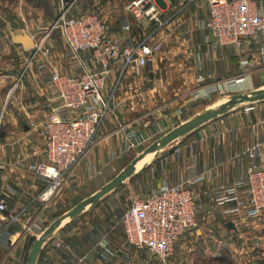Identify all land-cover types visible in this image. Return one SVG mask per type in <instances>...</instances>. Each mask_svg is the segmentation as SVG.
Masks as SVG:
<instances>
[{
  "label": "crops",
  "instance_id": "0c3cea01",
  "mask_svg": "<svg viewBox=\"0 0 264 264\" xmlns=\"http://www.w3.org/2000/svg\"><path fill=\"white\" fill-rule=\"evenodd\" d=\"M158 1L164 9L166 24L151 39L161 41L163 50L153 63L140 68L137 73H128L133 77L130 84L132 93H116L101 123L98 143L44 211L36 198L46 186L47 179L35 178L29 166L46 159L44 126L50 108L49 88L53 69L62 73L70 71L63 57L64 42L62 39V54L52 50L47 59L39 55L22 69L19 65L25 63L17 67V64L7 61L6 54L10 49L0 46L3 48L0 86L14 82L18 87L14 94L11 93L12 88L9 89L2 100L0 198L3 196L10 211L19 215L18 221L10 225L11 242L6 245L0 241V264H27L32 246L39 236L25 232L23 224L37 217L47 221L55 219L51 216L52 209L58 201H65L89 178L96 175L103 178L105 173L115 168V163L126 152L124 130L120 129L123 123L130 125L127 128L135 129L147 120L166 127L168 118L180 117L188 106L196 102V92L240 73L254 79L255 87L264 84L260 42L245 40L240 46L217 45L204 25L209 17V0ZM90 3L92 1L78 0L76 6L87 7ZM99 3L100 0H94L92 6ZM259 4L264 12V1H259ZM113 6L104 15L98 12L101 9L99 6L95 9L107 22L118 20L119 24L110 26L109 34L121 39L130 35L142 38L145 33L135 23L130 32L122 28L126 11L116 7L117 3ZM79 11L83 12V9ZM72 13L75 14L74 11ZM243 59H251L252 64L241 66ZM41 60L47 62V68H38L37 63ZM115 76L104 91L108 97ZM123 102L126 103L122 106ZM139 110L145 112L140 113ZM126 112H134L136 116L128 117ZM263 120L264 102L233 111L203 126L183 145L165 152L148 167L154 171L156 178L152 190L164 183L176 185L202 178L188 184L195 195L198 225L183 233L174 253L181 255L193 251L195 243L197 248H200L199 244L203 249H212L208 257L218 261L223 260L220 250L227 248L230 252L227 253L228 259L240 263L250 262L253 259L249 256L250 252L256 250L259 255L257 264H264V218L227 216L213 198L216 186L246 179L248 168L255 161L250 156V148L264 141ZM254 123L257 124L256 129L252 127ZM260 160L258 157L256 162ZM114 203V199H102L58 229L42 246L35 264H138L140 251L142 253L144 249L127 242L121 224L125 211L118 209ZM238 246H242V252H245L241 258L236 253ZM206 256H203L204 260Z\"/></svg>",
  "mask_w": 264,
  "mask_h": 264
},
{
  "label": "built area",
  "instance_id": "2783aa9c",
  "mask_svg": "<svg viewBox=\"0 0 264 264\" xmlns=\"http://www.w3.org/2000/svg\"><path fill=\"white\" fill-rule=\"evenodd\" d=\"M61 1L63 8L55 23L44 29L41 35L30 33L34 45L29 49L33 50L29 63L39 55L45 59L51 55L52 47L48 41L53 30L59 28L64 42L63 57L70 67L67 73L53 69L49 88L50 108L44 126L46 159L29 166L35 178L47 179L46 186L36 198L41 202L42 211L49 208L65 182L98 143L101 123L121 79L153 63L163 50V43L151 38L166 24L164 9L158 0H129L122 28L130 32L135 23L145 34L142 38L130 35L121 39L109 34V26L98 12L70 16L68 11L77 0ZM259 1L264 0H209V17L205 26L215 43L240 46L245 40L258 41L264 60V12ZM24 31L26 29L21 28L19 33ZM2 55L3 48L0 47V57ZM249 64H252L251 59L241 61V66ZM37 65L40 69L47 68L45 60ZM114 74L118 75L117 80L113 82L108 97L104 91ZM247 80L248 76L240 73L208 85L205 90L196 92L194 98L231 91L241 83L246 84ZM128 125L120 127L124 130L125 149L140 146L165 128L156 124L146 131L127 128ZM147 126L145 123L142 127ZM252 127L256 129L257 124ZM250 156L255 161L248 168L246 179L220 184L213 189L215 204L222 206L227 216L264 218V141L250 148ZM258 157L261 160L256 162ZM200 179L176 185L164 183L144 196L135 197L121 218L127 242L138 249H148L160 261L167 263L183 233L198 225L195 195L188 184ZM18 218V214L10 211L5 199L0 198V241L6 245L11 242L10 225ZM23 229L40 236L45 230V220L42 217L29 219L23 224Z\"/></svg>",
  "mask_w": 264,
  "mask_h": 264
},
{
  "label": "rangeland",
  "instance_id": "374dc122",
  "mask_svg": "<svg viewBox=\"0 0 264 264\" xmlns=\"http://www.w3.org/2000/svg\"><path fill=\"white\" fill-rule=\"evenodd\" d=\"M78 1V0H77ZM90 4L86 6H76V3L70 8L68 11V15L70 16H80L87 12H93L95 9H99L98 6L101 8L98 12H103L102 15L106 13V11L109 10V7H115L113 6L114 3H117L120 9H125L126 4L128 3V0H100L99 5L92 6L94 0H88V2H91ZM79 5V4H78ZM62 1L61 0H0V46H6L10 49L9 53L6 54V60L11 61L15 64H17V67L19 64H23V66L19 65V68L22 69L23 67L27 66V64L30 62L31 53L33 50H23L21 45L14 44L11 40L10 32L14 31L16 33H19V30L21 28H25L26 31H30L35 34L41 35V32L44 29L49 28L51 25L55 23L57 18L59 17L61 11H62ZM78 9V10H77ZM80 9H83V12L79 11ZM74 11L75 15L72 13ZM120 16V14H119ZM103 17V16H102ZM106 24L109 26L117 25L119 24L118 20L116 21H106ZM205 25V24H204ZM49 45H51L52 49L58 52V55L62 54L63 50V43H62V35L59 30V28H55L51 34V37L48 41ZM28 51V52H27ZM52 53V51H51ZM131 73V72H130ZM116 75L114 77V80L112 82H115L117 80ZM133 77L130 76V74H127L121 79L122 85H120V90L118 89L117 94L125 95L132 93V89L130 84ZM114 85V83H112ZM111 85V87H113ZM15 86L14 82L9 83V85L6 86H0V117L3 113V101L6 97V92H8L9 89L12 90V94L18 91V87ZM255 87L254 85V79L248 78L246 84H239L231 91L229 90H223L222 92H216L213 94L208 95L207 97H202L195 99V103L191 104V106H188L185 110V113L182 114L180 117H170L166 121V127L163 128V130L158 133L157 135H154L149 140L141 144L140 146H137L135 148L126 149L122 157V159L115 163V168L111 170L109 173H105L104 177L101 178L100 175H96L93 178H89V180L85 181L84 184L80 187H77L72 194H70L68 197H66L65 201L64 199L62 202H57L54 209H52V217L55 216V219L59 217L61 214L68 211L70 208H72L74 205H76L78 202L92 194L95 190H97L99 187H101L103 184L108 182L110 179H112L126 164H128L137 153L141 152L147 145L152 143L155 139L159 138L163 133L170 130L172 127L179 124L182 120H185L189 116L193 115L194 113L202 110L205 108L208 104L212 103L214 100H216L219 96L229 93H237V92H244L251 90ZM172 97H175L173 95ZM169 99V98H168ZM123 102L122 106L125 105ZM141 112H145V110H139ZM128 117H134L136 114L134 112H126L125 113ZM138 115V113H137ZM159 121V120H157ZM160 122V121H159ZM143 124L148 123L147 127H142L143 124L139 125L138 128L145 129L146 131L151 130L153 127L156 126V122L147 121L142 122ZM140 124V123H138ZM137 124V125H138ZM165 124V123H163ZM124 125V123L122 124ZM191 136V135H190ZM186 137L182 141H180L178 144L171 145L167 147L164 152L161 154L163 155L165 152L181 146L185 143V141L190 137ZM160 155V156H161ZM158 158V157H157ZM156 158V159H157ZM155 159V160H156ZM154 160V161H155ZM153 161V162H154ZM140 176H134L128 179V181L123 184L120 188H118L116 191L108 194L103 199L111 198L115 200V205L118 209L125 211L131 204L132 200L135 197H141L143 195H146L147 193L152 191V186L154 183V180L156 179L154 177V171L150 169L144 170V172H141L139 174ZM61 193V191L56 195V197ZM50 207V206H49ZM57 216V217H56ZM51 217V218H52ZM54 219L47 221L45 220V228L49 226V224ZM194 246H192L193 251H188L186 253H182L181 255L179 252H175L171 258L167 261V263H164L160 261L154 254H152L148 249H144V251L141 253L140 251V259L138 264H257V261L259 260V255L256 254V250L250 252L249 256H253V259L249 262H232L231 258L228 259L227 253H230L227 248L221 249L220 253H222L223 260L218 261L216 259H212L211 256L208 257L211 250H207V248L203 249L197 248V245L194 243ZM240 247V249L238 248ZM236 247L237 252L239 254V258H241L242 255H244L242 252L243 247L238 246ZM237 254V255H238ZM254 254V255H252ZM256 254V255H255ZM185 255V256H184ZM206 256L207 259L204 260ZM181 258V259H180ZM241 260V259H240Z\"/></svg>",
  "mask_w": 264,
  "mask_h": 264
},
{
  "label": "water",
  "instance_id": "95a60500",
  "mask_svg": "<svg viewBox=\"0 0 264 264\" xmlns=\"http://www.w3.org/2000/svg\"><path fill=\"white\" fill-rule=\"evenodd\" d=\"M10 36L14 44L21 45L26 50L32 48L34 45V39L27 31L22 33L11 31ZM261 102H264V84L248 91L224 94L219 96L202 110L194 113L185 120H182L179 124L163 133L159 138L147 145L141 152L137 153L136 156L112 179L78 202L68 211L54 219L34 242L27 264L36 263L42 246L58 229L63 228L72 222L80 214L97 204L108 194L120 188L128 181V179L149 167L167 147L178 144L180 141L192 135L210 122H213L233 111L250 107ZM1 198H3V196H1Z\"/></svg>",
  "mask_w": 264,
  "mask_h": 264
},
{
  "label": "trees",
  "instance_id": "16d2710c",
  "mask_svg": "<svg viewBox=\"0 0 264 264\" xmlns=\"http://www.w3.org/2000/svg\"><path fill=\"white\" fill-rule=\"evenodd\" d=\"M147 168H148V167H147ZM147 168H146V169H147ZM146 169H145V170H146ZM141 172H144V170H143V171H141ZM141 172H140V173H141ZM140 173H139V174H140ZM139 174H137V175H139ZM137 175H135V176H137ZM133 177H134V176H133Z\"/></svg>",
  "mask_w": 264,
  "mask_h": 264
}]
</instances>
